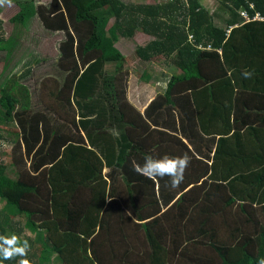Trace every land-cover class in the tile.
I'll return each mask as SVG.
<instances>
[{
    "label": "trees",
    "instance_id": "trees-1",
    "mask_svg": "<svg viewBox=\"0 0 264 264\" xmlns=\"http://www.w3.org/2000/svg\"><path fill=\"white\" fill-rule=\"evenodd\" d=\"M214 1L225 14L218 26L213 16L219 12L211 14L203 0L19 4L13 26L23 28L38 16L49 33L68 27L79 32L82 25L88 37L76 42L69 32L54 71L32 91L26 82L46 64L33 56L14 59L18 35L5 40L0 34V141L2 128L13 127L8 134L18 151L12 156L14 177L0 166V236L33 228L26 257H0V264L22 258L30 264H257L264 257V166L237 167L218 160L216 151L219 163L209 167L198 160L196 176L186 173L179 186L183 195L166 212L175 192L169 177L149 179L133 169V161L162 157L159 150L168 147L126 96L127 49L118 46L133 45L136 34L154 38L132 47L137 59L166 57L179 70L162 95L168 101L181 89L219 92L217 81L228 83V76L238 84L237 94L264 93V0ZM245 69L253 72L250 79L243 77ZM200 128L209 132L206 125ZM191 191L196 205L186 200ZM172 209L179 210L177 223L169 220ZM21 217L29 222L23 230ZM135 248L141 255L131 259V250L138 255Z\"/></svg>",
    "mask_w": 264,
    "mask_h": 264
},
{
    "label": "crops",
    "instance_id": "crops-1",
    "mask_svg": "<svg viewBox=\"0 0 264 264\" xmlns=\"http://www.w3.org/2000/svg\"><path fill=\"white\" fill-rule=\"evenodd\" d=\"M205 1L207 2V0ZM210 1L215 2L214 0ZM204 7L206 8L205 4ZM212 9V11H209L211 14L218 11L215 5ZM214 14V24H218L219 21L222 24V20H218L217 14L219 13L215 12ZM146 37H149L151 41L154 40L150 36ZM192 42L191 38H188V43L191 44ZM156 59H161L166 68L170 69V72L161 73V76L166 78L165 84L161 88L162 90L156 89L157 92L159 90L160 92L155 94L153 88L155 85H150V89L153 90L155 96L143 102L141 96L145 94L147 86L141 85L142 89H137L136 94L127 98L152 128L161 131L163 135L162 144L168 147L164 148L163 151L160 149L158 154L162 156L167 155V153L185 154L187 152L192 154L195 161L190 160L184 174V180L186 173H192L196 176L198 160L205 162L209 167L216 162L217 165L219 163L218 160L221 159L229 164H235L237 167L244 165L264 166V93L250 94L249 90H244L245 92L237 94L238 84L233 81V77L227 75L231 79L228 83L226 80V82L217 81L218 85L216 87L219 88V92L213 87V93H210L205 86H203L204 89L195 90L192 93L190 90L181 89V93L173 95L171 100L168 101L166 99L168 97L162 95L166 91L169 76L174 73L178 74L179 70L174 68L166 57ZM154 60L152 59L146 64H152ZM146 71L147 74L140 75L143 78L139 77L138 79L139 83L143 82L140 84H149L154 77L162 78L158 74L150 73L147 69L143 72ZM162 82L164 83L163 78ZM263 83L264 81L261 82L262 85H264ZM139 90L143 92L139 94ZM226 115H229L228 121L225 120ZM201 124L208 126L209 132H204L200 128ZM224 129H227V131ZM158 137L154 141H159L160 138ZM154 141L152 138L150 139V147L152 149ZM216 151H219L217 153L218 160L215 159ZM258 151H260L259 154H256ZM217 176L220 175L216 174L215 177ZM174 191L172 195L173 201L163 212L171 208L183 195L179 187L175 188ZM188 197L196 205V191H191V194L188 192L186 200ZM168 212L169 220L172 223H177L179 210L172 209V211ZM188 213L196 212L189 211ZM224 228L225 225L219 227L218 230L222 232Z\"/></svg>",
    "mask_w": 264,
    "mask_h": 264
},
{
    "label": "rangeland",
    "instance_id": "rangeland-1",
    "mask_svg": "<svg viewBox=\"0 0 264 264\" xmlns=\"http://www.w3.org/2000/svg\"><path fill=\"white\" fill-rule=\"evenodd\" d=\"M32 1L35 6L38 5H44L48 6L50 0H11V3L9 4L8 2H5L3 5H0V34L3 39H8L11 36H14L15 34L18 35L17 37L19 38V49L17 50L18 52L15 54L14 59L16 57H19V59L26 57L27 59L31 58V56L36 59L39 57L40 60H43V62L46 64L45 67H43L45 70L42 69V63L39 66L38 70H34L36 72L39 71L38 77L36 79V76H33V79H29L26 84L30 87V89L37 88L39 85V78H41L44 75H49L54 71L53 65L54 61L56 58H58L59 53H58V48L60 44L65 40L66 37H68V33L71 32L74 38H76V42H78V39L80 40L81 38L88 37L87 30L84 26H80L78 28L79 32H76L72 29V27H68L67 30L63 32H58V33H49L46 30H44L40 20L38 19V16H35L33 20H30L27 22V24L23 28H18L20 26H13L10 23V20L12 17L18 12L19 9V4H23L25 2ZM126 4H149L155 2V0H120ZM156 1H163V0H156ZM166 1V0H165ZM205 3V6L207 10L212 11V7L215 5L216 8L218 6L217 2H213L207 0H203ZM215 11V10H214ZM218 20L222 19V24L223 20L225 19V14L218 10ZM113 21L111 20L110 24H112ZM218 24H221L219 21ZM216 24L215 26H218ZM221 24V25H222ZM76 32V33H75ZM87 39V38H86ZM151 39L149 37H146L145 35L139 33L136 34L135 37L133 38V45H131L129 42L127 44H124L122 46H118L119 49H127L123 63V71L127 70V79H126V92H127V97H130L134 94H136L137 89H142L141 85H146L147 89H145V94H143L141 97V100L143 102H146L149 98H153L155 94L160 92L162 90L161 88L165 84V77L161 76L162 72H170V69H167L166 66L163 64L164 62L161 59H155L154 63L152 64H146L141 61H139L134 53L132 47L134 46H145ZM124 42H120V44H123ZM131 48V49H130ZM124 54V52H123ZM46 56V57H45ZM5 58L4 54H0V62ZM47 58V59H46ZM46 59V60H44ZM40 63V62H39ZM146 64V65H145ZM23 63H18L17 68L18 70L23 69L22 67ZM37 67V66H36ZM35 67V68H36ZM107 69H111V65L106 66ZM173 68V67H172ZM175 68V67H174ZM25 69V68H24ZM148 70L150 73H155L158 74V76H161L164 80V83L162 82V78H152L149 84H140L143 82L139 83V77L140 75L142 76L143 73L142 71ZM110 73V71L107 70V73ZM142 73V74H141ZM150 85L153 86L155 85L154 92L153 90L150 89ZM160 89L158 92L157 90ZM33 91V90H32ZM142 90H139V94L142 93ZM14 130L13 127L9 126L7 128H2L1 132L3 131V136H5L4 140L0 141V166L4 168V175L8 176L10 178L14 177V173L18 170L14 167V160L12 158L13 155L16 153L18 154V151L16 150L14 153V146H15V140L12 135H9L8 133H12ZM26 158V162H28ZM12 163V164H11ZM13 165V166H11ZM1 167V168H2ZM14 171V172H13ZM1 207V204H0ZM16 220V219H15ZM29 223L28 220L25 217L19 218V225L22 227L23 230V224ZM17 227V226H15ZM31 227V226H30ZM33 228L25 229L22 231V234L17 235L20 243L22 244L23 241L26 240V236H32L33 234ZM13 231L17 233V229L13 228ZM19 232V231H18ZM29 244V243H28ZM130 244V242H129ZM132 247V246H131ZM138 251V255L134 252V250L130 251V257L131 259L137 258L141 255L140 251L138 248H135ZM130 250V249H129ZM136 251V252H137ZM118 255V254H117ZM44 262V261H43ZM51 264H58V263H51Z\"/></svg>",
    "mask_w": 264,
    "mask_h": 264
},
{
    "label": "clouds",
    "instance_id": "clouds-1",
    "mask_svg": "<svg viewBox=\"0 0 264 264\" xmlns=\"http://www.w3.org/2000/svg\"><path fill=\"white\" fill-rule=\"evenodd\" d=\"M5 2L10 4L11 0H0V5H3ZM242 75L245 79H250L253 72L245 69ZM190 160L191 158L187 153L175 157L168 155L162 157L146 155L142 164L133 161V169L149 179L167 176L170 178L168 184L171 188L175 189L184 181V174ZM29 248L30 245L28 241L25 240L21 244L19 238L15 234L11 237L0 236V257H2L3 260H9L16 256L26 257ZM18 264H30V261L26 258H22L18 261ZM257 264H264V257L259 258Z\"/></svg>",
    "mask_w": 264,
    "mask_h": 264
},
{
    "label": "built area",
    "instance_id": "built-area-1",
    "mask_svg": "<svg viewBox=\"0 0 264 264\" xmlns=\"http://www.w3.org/2000/svg\"><path fill=\"white\" fill-rule=\"evenodd\" d=\"M244 16V14H242Z\"/></svg>",
    "mask_w": 264,
    "mask_h": 264
}]
</instances>
